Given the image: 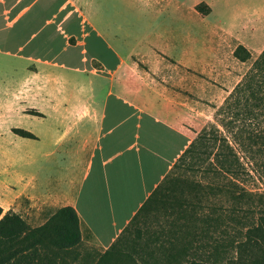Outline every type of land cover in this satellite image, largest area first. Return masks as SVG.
I'll return each instance as SVG.
<instances>
[{"label":"crops","instance_id":"crops-1","mask_svg":"<svg viewBox=\"0 0 264 264\" xmlns=\"http://www.w3.org/2000/svg\"><path fill=\"white\" fill-rule=\"evenodd\" d=\"M84 2L87 16L75 0H0V61L22 74L0 112L39 115L34 139L10 135L7 158L27 172L0 181V206L32 228L73 208L83 246L108 250L239 84L236 49L263 52L264 9L216 0L203 19L227 9L216 25L137 30L120 0L97 21Z\"/></svg>","mask_w":264,"mask_h":264},{"label":"trees","instance_id":"trees-1","mask_svg":"<svg viewBox=\"0 0 264 264\" xmlns=\"http://www.w3.org/2000/svg\"><path fill=\"white\" fill-rule=\"evenodd\" d=\"M203 5L196 10L208 16L211 9L203 10ZM234 55L241 62L252 58L244 47H238ZM218 114L226 117L223 128L232 134L234 145L217 130L214 142L221 146L215 161L222 172L231 175L227 190L233 194L235 206L220 211L213 208L201 217L192 204L183 205L176 219L151 238L155 253H146L138 245L123 260L117 248L127 230L133 225L137 228L138 223L147 225L151 212L167 206L169 195L162 183L95 264H264V194L245 188L252 174L264 181V50ZM13 133L34 139L23 130ZM200 140L194 141L178 162L195 152ZM240 153L250 160V171ZM136 232L140 238L141 228ZM82 246L79 217L73 208H62L44 226L32 228L18 214L4 213L0 206V264H74Z\"/></svg>","mask_w":264,"mask_h":264},{"label":"rangeland","instance_id":"rangeland-1","mask_svg":"<svg viewBox=\"0 0 264 264\" xmlns=\"http://www.w3.org/2000/svg\"><path fill=\"white\" fill-rule=\"evenodd\" d=\"M75 1L80 5H84V8L81 10L87 16L89 14V6H85L84 0ZM92 1H94V20L97 21L103 15L104 3L103 0ZM214 1L216 0H120L121 10L125 11L123 22H125L127 29L135 28L139 30L145 27L162 26L177 27L189 24L192 31H195L193 29L203 25L212 26L218 24L220 20H227L228 10L225 9L217 11L206 22L203 21V19L212 13V8L208 2ZM237 2L238 0H231L230 4L234 7L237 6ZM118 3L119 0H108L107 9L113 13L118 9ZM200 4H204L203 10L207 7L211 9V13L208 16L197 12L196 7ZM250 8L252 10L264 9V0H250ZM96 16L97 18H95ZM200 48L203 47H195V49ZM209 48L210 46L208 44L206 49ZM255 60L251 59L247 61L246 69L240 82L250 70ZM10 68L11 65L9 63L0 61V94L10 86H17L21 81L22 74L13 75L14 73L10 72ZM219 109L214 113L212 122L199 125L198 135L197 137L195 136L194 141L199 137H201V140L197 143L196 151L192 154H187L182 161L176 163V166H174L163 182V187H165L169 195L166 207L175 208L176 211H173L172 208H168L167 211L164 205H160L159 208H156L150 213L147 225L142 222L141 224H137V228L134 225L131 226L123 235L121 242L118 243L117 250L122 254L121 258L123 260H127V255L129 256L133 247L138 248V245L146 253H155L156 248L151 244V238H154L157 233L163 231L165 229L164 226L168 224L167 222L169 220L176 219L178 212L181 210L180 207L183 205H187L188 203L192 204L201 217L213 208L220 211L222 208L229 209L235 206L233 194L227 190L228 180L231 175L228 172H222L216 166L215 161V155L220 151L221 146L220 143L216 144L214 142L215 136L218 135L217 130L222 135H225L234 145L232 134L223 128V122L226 120V117L224 115L219 116ZM13 118L12 110L8 111L6 108H2V112H0V134L5 135V137L3 139L0 138V181H4L5 185L8 183V178L13 174L21 177L23 173L27 172L22 167V163H17L7 158L8 149L14 143L9 139L10 135L13 134V131L12 133L8 131L9 126L13 125L17 129L29 132L38 121L34 116L17 120ZM8 134L9 136H7ZM240 158L250 171V160L242 153H240ZM246 180L245 188L248 192L252 191L264 194V181L258 178V175L252 174V179L247 178ZM222 190L226 191L223 192ZM139 228L142 231L140 238L136 232ZM106 251L101 248L82 246L80 251H78V260L74 264H84L85 261L88 264H95L102 258Z\"/></svg>","mask_w":264,"mask_h":264}]
</instances>
